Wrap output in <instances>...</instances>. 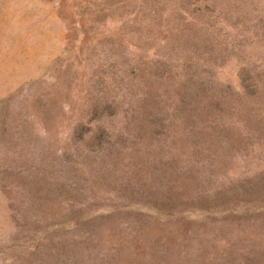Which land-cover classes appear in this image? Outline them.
Masks as SVG:
<instances>
[{"label":"rangeland","instance_id":"1","mask_svg":"<svg viewBox=\"0 0 264 264\" xmlns=\"http://www.w3.org/2000/svg\"><path fill=\"white\" fill-rule=\"evenodd\" d=\"M0 264H264V0H0Z\"/></svg>","mask_w":264,"mask_h":264}]
</instances>
